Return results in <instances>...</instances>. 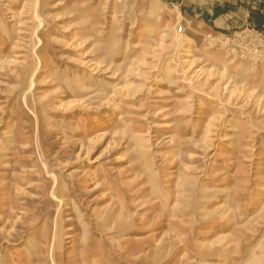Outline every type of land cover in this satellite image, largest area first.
Masks as SVG:
<instances>
[{
  "label": "rangeland",
  "instance_id": "rangeland-1",
  "mask_svg": "<svg viewBox=\"0 0 264 264\" xmlns=\"http://www.w3.org/2000/svg\"><path fill=\"white\" fill-rule=\"evenodd\" d=\"M224 4L0 0V264H264V32Z\"/></svg>",
  "mask_w": 264,
  "mask_h": 264
},
{
  "label": "crops",
  "instance_id": "crops-1",
  "mask_svg": "<svg viewBox=\"0 0 264 264\" xmlns=\"http://www.w3.org/2000/svg\"><path fill=\"white\" fill-rule=\"evenodd\" d=\"M260 1L261 0H243V1L241 0V2L243 4H245V6L247 7L246 12L249 13L248 17L250 15V12L253 9L257 8L256 4L259 3ZM226 3L230 4V1L229 0H225V4L223 6H221V7L216 9V12H217V15H218L217 17H222V16L226 17L227 18V22L230 23L231 25H234V23H236L238 21H239V23H241L240 20H242L243 15L246 14L245 9H244V13L240 12V11H238L237 7H234V5H232V4H231V8L224 9ZM263 9H264V4H263ZM232 10H237V11L233 12ZM247 20H248V18H247ZM211 22L213 23V21H211Z\"/></svg>",
  "mask_w": 264,
  "mask_h": 264
},
{
  "label": "trees",
  "instance_id": "trees-1",
  "mask_svg": "<svg viewBox=\"0 0 264 264\" xmlns=\"http://www.w3.org/2000/svg\"><path fill=\"white\" fill-rule=\"evenodd\" d=\"M243 1V0H242ZM253 2V1H252ZM264 0H261L257 3V8L253 9L250 12L248 17V22L250 26L254 27L255 29L264 32V9H263ZM231 8V4L226 3L224 9Z\"/></svg>",
  "mask_w": 264,
  "mask_h": 264
},
{
  "label": "bare ground",
  "instance_id": "bare-ground-1",
  "mask_svg": "<svg viewBox=\"0 0 264 264\" xmlns=\"http://www.w3.org/2000/svg\"><path fill=\"white\" fill-rule=\"evenodd\" d=\"M156 12H153V14L155 15V16H157V14H155Z\"/></svg>",
  "mask_w": 264,
  "mask_h": 264
}]
</instances>
